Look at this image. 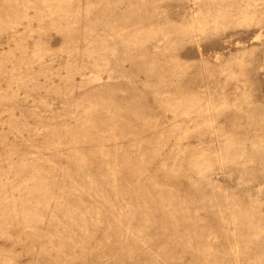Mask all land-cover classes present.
I'll return each mask as SVG.
<instances>
[{
	"label": "rangeland",
	"instance_id": "rangeland-1",
	"mask_svg": "<svg viewBox=\"0 0 264 264\" xmlns=\"http://www.w3.org/2000/svg\"><path fill=\"white\" fill-rule=\"evenodd\" d=\"M0 264H264V0H0Z\"/></svg>",
	"mask_w": 264,
	"mask_h": 264
}]
</instances>
